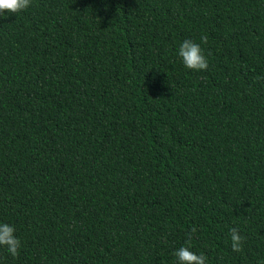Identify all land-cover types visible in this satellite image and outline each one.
<instances>
[{"label":"trees","instance_id":"trees-1","mask_svg":"<svg viewBox=\"0 0 264 264\" xmlns=\"http://www.w3.org/2000/svg\"><path fill=\"white\" fill-rule=\"evenodd\" d=\"M186 39L206 70L182 64ZM0 223L21 245L0 264H177L182 246L264 261V0L0 16Z\"/></svg>","mask_w":264,"mask_h":264},{"label":"clouds","instance_id":"clouds-1","mask_svg":"<svg viewBox=\"0 0 264 264\" xmlns=\"http://www.w3.org/2000/svg\"><path fill=\"white\" fill-rule=\"evenodd\" d=\"M32 0H0V16L5 13H18L26 10L31 5ZM202 43H207V36L201 37ZM177 55L181 59L185 68L192 71H203L208 67V60L203 54L200 44L190 39L184 40L178 47ZM196 228L191 229V233H195ZM230 246L232 251H242L244 237L239 233L237 228H231ZM189 235V241L191 240ZM0 246L7 249V252L16 257L19 255L21 247L19 239L15 235L14 226L8 223H0ZM177 259V264H206V257L203 253L196 254L190 250V247L182 246L173 253ZM258 264H264L259 261Z\"/></svg>","mask_w":264,"mask_h":264}]
</instances>
